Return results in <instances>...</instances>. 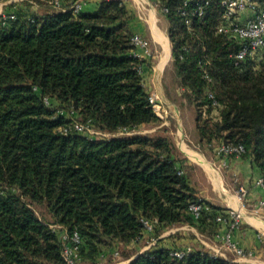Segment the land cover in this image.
<instances>
[{
  "label": "trees",
  "instance_id": "1",
  "mask_svg": "<svg viewBox=\"0 0 264 264\" xmlns=\"http://www.w3.org/2000/svg\"><path fill=\"white\" fill-rule=\"evenodd\" d=\"M33 1L51 7L39 16L24 5L26 11L7 12L14 20L0 18V264H63L54 225L77 231L81 259L101 258L103 247L155 239L175 225L216 230L189 215L199 199L188 177L177 174L169 138L58 132L71 119L56 116L57 109H73L75 119L112 135L161 124L145 90L146 60L131 55L125 3L99 0L95 12L73 15L51 0ZM158 1L168 9L175 73L196 110L200 143L241 145L242 158L263 174L264 48L235 66L230 54L238 43L215 33L223 13L218 0H208L189 29L177 12L183 0ZM204 1L185 8L191 12ZM32 204L44 205L53 222L40 220ZM211 208V215L223 212ZM141 220L153 224L152 233ZM177 250L156 244L129 264H227L205 251L177 259L170 254Z\"/></svg>",
  "mask_w": 264,
  "mask_h": 264
},
{
  "label": "crops",
  "instance_id": "2",
  "mask_svg": "<svg viewBox=\"0 0 264 264\" xmlns=\"http://www.w3.org/2000/svg\"><path fill=\"white\" fill-rule=\"evenodd\" d=\"M17 2V0H12ZM99 0H86L83 6V12L93 13L97 10ZM132 12V19L128 21V28L132 34L145 35L151 39V43L155 48L163 49L162 55L164 58H170L171 45L168 37L163 36L160 29L155 27L154 17L156 11L152 9L147 0H132L134 7L130 6L127 0H122ZM63 6L68 8L71 0H63ZM145 5L150 7V10L145 9ZM21 9L26 11V8L21 3L14 4L13 8H5V12ZM152 9V11H151ZM34 12L39 11L37 15L41 16L46 13L47 8L36 5V8H28ZM130 14V15H131ZM148 31V32H147ZM151 48V46H150ZM152 49V48H151ZM152 52L154 53L153 49ZM156 53V50H155ZM152 56H155L153 54ZM152 56L146 59L145 65ZM162 57V58H163ZM145 90L149 95L155 94L160 99L162 105L166 109L161 126H164L169 131V124L174 122L176 125L182 124V113L173 102L167 101L162 94L163 87L161 86L160 71L153 70L151 73L147 72ZM180 91L183 90L180 88ZM178 93V90H176ZM173 119L174 121H171ZM175 126V125H174ZM181 140V137H180ZM172 141V140H171ZM184 141V140H183ZM172 142L174 145V159L181 167L183 174L190 180L191 187L198 199L208 203L212 207L221 210L237 209L239 204L235 197V186L233 183L236 177L240 184L247 189V196L245 198V209H243V219L237 231L232 235L236 244L246 251L245 258L237 259L232 253L220 247V243L215 237L217 231L207 233V229H198L189 225H175L163 231L157 238H149L145 236L140 241L129 244H118V249L124 253L123 258H118L112 264H129L137 256L146 252L154 245L165 249H185L190 248L192 251H205L209 255L218 253L219 257L227 264H264V206L255 214L253 209L258 207L260 202L264 203V188L255 186V180L260 176L259 169L254 165L249 157L246 158H232L227 161L226 167L223 169H216L215 146L213 150L208 152V147L202 145L197 137V141L193 143L194 149H190L184 142ZM220 230H223L222 228ZM206 232V233H205ZM112 250V249H110ZM109 258H113L112 253L106 254ZM106 257V256H105ZM106 260V259H105ZM104 262H100L103 264ZM105 264V263H104Z\"/></svg>",
  "mask_w": 264,
  "mask_h": 264
},
{
  "label": "built area",
  "instance_id": "3",
  "mask_svg": "<svg viewBox=\"0 0 264 264\" xmlns=\"http://www.w3.org/2000/svg\"><path fill=\"white\" fill-rule=\"evenodd\" d=\"M63 0H51V4L55 8H61ZM193 0H183V5L177 12L184 21L185 26L189 29L191 27L192 17H201L204 14V9L209 5V1L196 2L195 8L189 12L185 7L187 3ZM86 0H71V4L68 10L73 15H77L83 8ZM219 6L223 9V13L215 26V33L218 35L233 38L238 43V49L230 54L231 59L235 66L247 59L255 57L258 51L264 48V4H257L254 0H218ZM155 7L165 16L168 14V9L164 7L160 2H155ZM2 21L14 20L15 15L13 13H7L2 11L0 13ZM132 47L131 55L133 58L140 61H144L153 55L146 39L138 34H133L130 40ZM181 59V56H179ZM139 73H142V68L139 67ZM204 77L207 82H211V79L206 70L203 71ZM212 98L211 95H209ZM43 101L46 106L50 107V101L47 97H43ZM148 101L151 105L152 112L159 119H163L166 114V109L162 105L157 95L151 94L148 97ZM215 104V103H214ZM56 116L66 115L71 119L67 125L58 128V132L63 135L70 133H86L90 136L99 134L95 129L90 127V121H78L74 118V110L57 109ZM121 133V134H128ZM245 151L241 145L232 144H220L215 148L216 165L214 168L223 169L226 167L227 161L236 158L240 159L244 155ZM178 175H183V171L179 170ZM233 183L235 186V197L239 204L237 209L223 210L221 213L215 215L212 214L211 206L205 201L199 199L197 202L188 206V213L194 221H199L205 218L207 223H212L217 231L215 237L220 243V247L226 251L232 253L237 259L245 258L247 253L236 242H234L232 235L237 231L241 225L243 219V209H245V198L247 196V189L239 183L238 179L234 177ZM255 186L264 188V173L261 174L255 180ZM264 203L260 202L258 207L253 209L255 214L263 208ZM145 232L147 234L152 233L153 224L147 220H141ZM156 222V221H155ZM53 231L60 233V240L62 244L61 256L63 264H79L81 262L80 244L81 239L77 231L72 233L67 232L64 228L58 225L50 226ZM223 230H220V229ZM145 237V236H144ZM143 237V238H144ZM148 237V236H147ZM141 239L136 240L140 241ZM192 252L190 248H185L177 251H172L171 256L177 259H183ZM115 257L116 251L110 252ZM106 256L102 255L101 259ZM212 258H220L218 253L210 255ZM242 264V263H236Z\"/></svg>",
  "mask_w": 264,
  "mask_h": 264
},
{
  "label": "rangeland",
  "instance_id": "4",
  "mask_svg": "<svg viewBox=\"0 0 264 264\" xmlns=\"http://www.w3.org/2000/svg\"><path fill=\"white\" fill-rule=\"evenodd\" d=\"M122 1V0H120ZM130 6L134 7V4L132 3V0H127ZM149 5H151L152 9L156 11V16L154 17V22L156 24L157 31L158 29L161 30L163 36L168 37V29L169 24L165 18V16L158 10V8L155 7V2H159L158 0H147ZM21 5H28L30 8H36V1L33 0H17V2L14 3L12 0H0V13L4 11L5 8L11 9L13 8L14 4H20ZM126 5V4H125ZM41 7L48 8L50 4L48 2H41ZM51 7V6H50ZM127 12L129 14V20L132 19L133 15L131 14L130 10H128V7L126 5ZM145 9L150 10V7L148 5H145ZM151 9V11H152ZM34 14H38L39 11L34 10ZM131 14V15H130ZM128 20V21H129ZM148 32V31H147ZM143 37L148 42L149 46L153 49L155 56H152L151 59L147 62V67L149 72L151 73L154 69L160 71V80H161V86L162 94L166 97L167 101L173 102L176 106H178L179 110L182 113V124L176 125L174 122V125L172 123L169 124L168 128L169 131L161 125H148V126H142L135 130L130 131L128 134H106L101 131L95 130L99 134L95 135L94 137L97 139H109L113 137H119V136H130V135H141V136H163L167 137L171 142H183L186 144L187 147L190 149H194L193 143L197 141L198 132L196 129V110L193 105L188 104L186 102V99L183 97V92L180 91V83L179 79L176 76L175 73V66L174 61L172 58V53L170 58H164L162 55L163 49L157 46L158 48H155L154 45L151 43L150 37L147 36V34L143 35ZM169 39V37H168ZM170 42V40H169ZM171 45V44H170ZM156 50V53H155ZM163 57V58H162ZM178 90V93L176 92ZM78 121H81V119H76ZM162 120V119H161ZM171 121H174L171 119ZM181 137V140H180ZM199 138V137H198ZM173 144V143H172ZM217 143H213L212 147H208V152L212 151L215 146H217ZM174 146V145H173ZM34 213L38 216V218L46 223H52L53 219L48 214L46 207L44 205L40 204H32L31 205ZM214 229H207V233H213ZM205 232V233H206ZM104 253L110 254L112 252L109 247H103ZM117 250V249H116ZM105 255V254H104ZM124 253L121 252V250L118 249V255L115 257H111L110 259H107V255L104 259L101 258H90L88 256H82L81 262L79 264H100V262H104L105 264H112L114 261H118V258H123ZM106 259V260H105ZM103 263V264H104Z\"/></svg>",
  "mask_w": 264,
  "mask_h": 264
}]
</instances>
